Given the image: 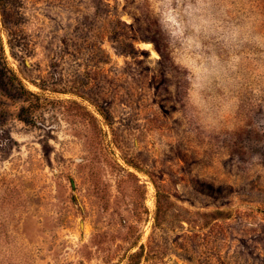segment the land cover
I'll use <instances>...</instances> for the list:
<instances>
[{"label": "rangeland", "instance_id": "obj_1", "mask_svg": "<svg viewBox=\"0 0 264 264\" xmlns=\"http://www.w3.org/2000/svg\"><path fill=\"white\" fill-rule=\"evenodd\" d=\"M152 5L0 0V264H264V74L205 131Z\"/></svg>", "mask_w": 264, "mask_h": 264}, {"label": "clouds", "instance_id": "obj_2", "mask_svg": "<svg viewBox=\"0 0 264 264\" xmlns=\"http://www.w3.org/2000/svg\"><path fill=\"white\" fill-rule=\"evenodd\" d=\"M152 9L184 73L189 117L205 131L225 127L249 77L264 74V31L231 20L218 0H153Z\"/></svg>", "mask_w": 264, "mask_h": 264}]
</instances>
